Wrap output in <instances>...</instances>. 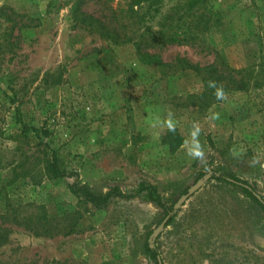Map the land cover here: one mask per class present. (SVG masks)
I'll return each instance as SVG.
<instances>
[{
  "label": "rangeland",
  "instance_id": "obj_1",
  "mask_svg": "<svg viewBox=\"0 0 264 264\" xmlns=\"http://www.w3.org/2000/svg\"><path fill=\"white\" fill-rule=\"evenodd\" d=\"M78 1L0 0V264H156L147 239L159 264H264V213L239 186L213 179L235 174L264 198V0H206L196 45L158 51L200 66L219 53L250 70L249 88L223 99L196 72L143 62L134 43L76 28ZM185 1L146 8L144 26L156 30ZM119 2L83 0L82 10L108 20ZM43 128L48 138L34 131ZM50 142L77 176L49 177ZM197 144L202 159L189 155ZM75 182L101 193L155 186L163 201L178 200L176 218L168 225L142 195L87 211ZM43 212L60 234L21 226Z\"/></svg>",
  "mask_w": 264,
  "mask_h": 264
},
{
  "label": "trees",
  "instance_id": "obj_2",
  "mask_svg": "<svg viewBox=\"0 0 264 264\" xmlns=\"http://www.w3.org/2000/svg\"><path fill=\"white\" fill-rule=\"evenodd\" d=\"M82 1L79 0L72 7V17L76 28L85 29L115 44L134 43L137 55L143 62L156 64L175 73L196 72L206 85L209 86V82L212 81L215 82L216 88L223 86L224 93L234 90L245 91L249 88L252 72L248 69L238 70L232 68L219 53H217L216 61L206 66L193 64L184 58H178L174 62L167 63L162 60L158 53V51L172 45H196L194 41L199 37L198 29L200 28L193 25L204 16L198 13V8L206 0L179 2L170 12L162 16L156 30L144 25L147 23L148 10L156 6L160 7L164 0H124L125 7H122L119 2L116 9H111L108 20H102L84 12ZM182 22L189 24L188 32H181L179 24ZM34 131L44 137H49V133L44 128L41 130L34 129ZM47 146L50 148V153L45 161V170L49 177L62 178L78 175L69 170L66 159L55 142H50ZM213 179L220 183L239 186L246 197L251 199L264 213V198L257 196L255 190L247 181L228 172L214 176ZM70 190L87 211L93 208L102 209L114 199H132L142 195L164 211V215L168 217V225L174 222L177 215L178 200L163 201L157 188L152 185L141 184L139 189L131 194L124 193L119 187H113L107 193H101L80 182L73 183ZM21 226L34 232L36 236L44 237H54L63 231L60 228L61 225L48 218V215L44 212L35 216L24 217ZM62 227L66 229V227ZM144 251L150 259L159 264V250L148 239L145 241Z\"/></svg>",
  "mask_w": 264,
  "mask_h": 264
},
{
  "label": "clouds",
  "instance_id": "obj_3",
  "mask_svg": "<svg viewBox=\"0 0 264 264\" xmlns=\"http://www.w3.org/2000/svg\"><path fill=\"white\" fill-rule=\"evenodd\" d=\"M209 86L216 88L215 82L212 81L209 82ZM215 95L217 99H223L225 97L223 86L216 88ZM168 127L170 128V130L174 129V125L171 122H169ZM198 132H199V128L194 125V131L192 133V136L195 138L198 135ZM189 155H191L193 158L196 159H202L204 154L203 151L199 149V145L197 144L196 149L191 151Z\"/></svg>",
  "mask_w": 264,
  "mask_h": 264
}]
</instances>
